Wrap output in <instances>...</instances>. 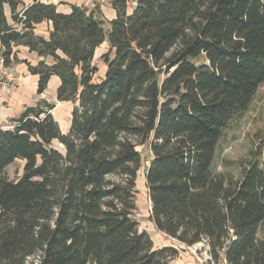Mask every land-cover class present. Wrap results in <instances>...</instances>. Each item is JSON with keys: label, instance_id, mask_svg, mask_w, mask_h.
<instances>
[{"label": "trees", "instance_id": "16d2710c", "mask_svg": "<svg viewBox=\"0 0 264 264\" xmlns=\"http://www.w3.org/2000/svg\"><path fill=\"white\" fill-rule=\"evenodd\" d=\"M99 8L0 0V59L24 47L37 95L58 78L71 103L62 133L44 101L0 129V264H175L134 218L140 147L157 232L211 262L264 264V171L258 158L239 179L214 173L226 129L264 84V0H111ZM11 14V23L5 16ZM47 23V36L36 28ZM106 24L108 28H106ZM106 70L95 80L96 50ZM58 142L59 151L53 147ZM22 161V175L5 172Z\"/></svg>", "mask_w": 264, "mask_h": 264}, {"label": "rangeland", "instance_id": "374dc122", "mask_svg": "<svg viewBox=\"0 0 264 264\" xmlns=\"http://www.w3.org/2000/svg\"><path fill=\"white\" fill-rule=\"evenodd\" d=\"M107 3V2H106ZM106 3H94V7H98L103 12V19L108 22V7ZM93 7V8H94ZM101 12V13H102ZM106 28L108 25L106 24ZM109 51L107 42H104L95 52L93 63L98 68L95 80H99L104 74L106 67L101 59L102 55ZM49 85V84H48ZM58 80L51 82L47 90L41 96H34L33 105L39 101L53 104L55 108L51 111L54 120L58 123L62 133H67L70 126L71 111L73 105L71 103H60L56 100V89ZM53 147L59 151H63L62 145L58 142L53 143ZM142 154V167L137 174L136 179V197L134 218L138 223L139 230L149 234L155 248L170 246L175 248L179 254L174 259L175 264H207L208 247L204 243H199L191 247H186L174 239L157 232L151 222V202L148 197L145 173L149 164L150 154L146 147H140ZM258 158V162L264 171V84L257 90L248 110L240 120L233 122L224 132L220 139L212 170L214 173L231 175L235 179H239L242 166L246 165L249 160ZM21 162L18 160L5 172L9 180H17L21 177ZM258 236L264 237V223L259 231ZM215 264H223L215 263Z\"/></svg>", "mask_w": 264, "mask_h": 264}, {"label": "crops", "instance_id": "0c3cea01", "mask_svg": "<svg viewBox=\"0 0 264 264\" xmlns=\"http://www.w3.org/2000/svg\"><path fill=\"white\" fill-rule=\"evenodd\" d=\"M24 6H28L32 3V0H21ZM45 4H54L57 7V11L63 14H67L70 11V6L75 5L78 7H85L91 10L94 7V3H106L108 7L107 20L111 21L115 18V11L111 7V0H38ZM102 12V10H101ZM103 14V12H102ZM5 16L9 23H11V14L8 7H5ZM47 23H42L37 26L36 33L43 36H47ZM17 62L12 63L8 68L3 67L2 60L0 59V71L4 72L9 79L12 80L13 88L9 94L0 95V129H8L11 127L10 121L16 119L27 107H32L34 96L37 95V80L36 76H32L28 73L27 66L23 62H27L30 65H36L40 59L34 53H29L27 48L16 47L13 48ZM58 78L52 77L51 82ZM59 84V81H58ZM48 85V86H49ZM48 88V87H47ZM47 90V89H46ZM21 162V170L23 168V162ZM8 169V168H7Z\"/></svg>", "mask_w": 264, "mask_h": 264}, {"label": "built area", "instance_id": "2783aa9c", "mask_svg": "<svg viewBox=\"0 0 264 264\" xmlns=\"http://www.w3.org/2000/svg\"><path fill=\"white\" fill-rule=\"evenodd\" d=\"M13 88V83L12 80L8 78V76L4 73L0 71V95H6L9 94L11 92ZM210 260V258L208 259V261ZM223 264H226L225 261L222 262ZM207 264H209L207 262ZM211 264H214L213 262H211Z\"/></svg>", "mask_w": 264, "mask_h": 264}]
</instances>
